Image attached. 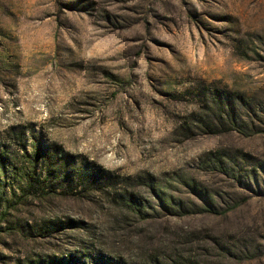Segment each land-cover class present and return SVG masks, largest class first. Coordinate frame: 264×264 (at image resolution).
<instances>
[{
	"label": "rangeland",
	"instance_id": "374dc122",
	"mask_svg": "<svg viewBox=\"0 0 264 264\" xmlns=\"http://www.w3.org/2000/svg\"><path fill=\"white\" fill-rule=\"evenodd\" d=\"M0 155V264H264V0H0Z\"/></svg>",
	"mask_w": 264,
	"mask_h": 264
},
{
	"label": "trees",
	"instance_id": "16d2710c",
	"mask_svg": "<svg viewBox=\"0 0 264 264\" xmlns=\"http://www.w3.org/2000/svg\"><path fill=\"white\" fill-rule=\"evenodd\" d=\"M217 101H218V103H217L218 107H222L224 114H226V109H229V111H227V114H226L228 119H229V122L227 121V124L228 125H232L233 127H236L235 129H232V130H236V131H239V132L244 130L243 126H238L239 124L234 119V117L231 116L232 114L231 115L229 114L230 111H232L231 108H230L229 102L226 101V100H223L222 98L220 100H217ZM220 115H222V114H220ZM36 156H38V153H37ZM225 161L226 162L223 163L222 160H220V167L223 169L224 172L230 173V175H234V174H231V173H234V169H232L231 167L228 168L227 164L228 163H235V162L232 161L229 156L226 157ZM28 163H29V166H31V167H29L30 168L29 170L34 172L35 171V166H36L35 165L36 164V160L34 158H32V157H29ZM0 164H2V165L4 164V157L2 155H0ZM32 181H33V177L30 176V178L27 180V184H28L27 188H30V186H32ZM199 200L201 201L200 211L208 212V213H218L217 206L210 199H208L207 197L200 196ZM8 201L9 200H7L5 198L3 193L0 192V206L2 205V203H8ZM160 206L162 207V209L166 210L171 215H183V214L187 213L185 208L182 205H180V204H176L175 206L171 205V207H168L166 204H161L160 203ZM52 264H57V263L55 262V263H52Z\"/></svg>",
	"mask_w": 264,
	"mask_h": 264
}]
</instances>
